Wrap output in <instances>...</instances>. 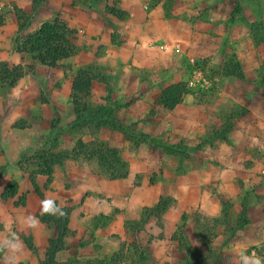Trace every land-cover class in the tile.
Listing matches in <instances>:
<instances>
[{
	"label": "crops",
	"instance_id": "obj_1",
	"mask_svg": "<svg viewBox=\"0 0 264 264\" xmlns=\"http://www.w3.org/2000/svg\"><path fill=\"white\" fill-rule=\"evenodd\" d=\"M41 1L30 27L18 34V10L33 13L35 1L0 0V15L5 16V22L0 25V65L20 66L26 71L13 86H3L0 81L4 87L0 89V165L6 167L0 178V241L12 239L15 233L23 243L19 264H40L50 239L58 236L56 223L45 222L46 214L41 212V201L46 197L59 208L70 210L69 229L74 247L59 251L60 261L115 254L122 246H128L125 242L128 223L139 219L167 196L175 199V204L163 213L162 226L157 224L155 215H150V225L147 222L151 233L162 235L161 238L156 235L150 246L154 249L161 246L164 260L170 261L177 255L179 241L173 235L184 223V214H188V238L197 244V223L218 218L223 213L224 201L232 203L237 215L243 206L250 215L249 224L229 240L227 249L231 255L247 251L250 243H260L257 229L261 227L264 231V93L261 89L264 80L258 79L264 69V43L259 42L264 32L259 38L260 31L256 40L250 27L252 21L262 16L259 1L245 2L254 7L251 15L234 11V0H174L169 13L164 8V0ZM108 7L119 10L121 16ZM56 16L77 33V54L61 60L60 64H66L76 73L87 65H100L104 73L101 75L106 73L110 80H116L122 90L120 96L112 99L115 115L128 117L129 121L149 118L139 123L137 130L170 143L186 144L192 149L187 157L169 156L161 147L144 143L134 152L133 156L139 160L136 164L130 161V172L125 178L97 176L81 157L66 158L54 167L51 175L37 172L33 164H28L26 170L21 169L19 161L24 156L54 151L62 134L57 139L47 136L54 129L52 119L56 112L51 101L56 96L49 101L33 97L35 93L40 94L44 84L41 67L50 66L29 63L31 56L17 50L15 39L35 32ZM83 41L90 42L92 47H81ZM163 44L171 47L164 50ZM176 46L177 52L172 49ZM229 50L234 51L246 77L242 87H232L229 92L227 87L223 88L220 98L190 91L173 109L156 107V97L148 96V87L155 80L165 89L188 79V68L179 58L194 66L195 62H206L208 58L209 62L215 61ZM30 66L35 73L27 72ZM97 67L96 71L102 73ZM167 73L171 77L167 78ZM99 81L93 83L98 85ZM72 84V78L64 84L68 97L72 95ZM233 99L245 113L235 117L233 127L224 136L205 142L211 128L205 118L211 114L208 105L219 111L220 103ZM42 102V107L35 110ZM121 102L123 105H116ZM152 148L155 151L149 152ZM186 159H192V165L180 170L177 165H184ZM79 162L82 166L76 164ZM12 180L18 184L17 193L3 198ZM30 215L38 220L35 227L24 223ZM101 216H110L111 220L98 223L97 217ZM7 254V249L0 251V264H7ZM178 254L184 255L182 251Z\"/></svg>",
	"mask_w": 264,
	"mask_h": 264
},
{
	"label": "trees",
	"instance_id": "obj_2",
	"mask_svg": "<svg viewBox=\"0 0 264 264\" xmlns=\"http://www.w3.org/2000/svg\"><path fill=\"white\" fill-rule=\"evenodd\" d=\"M36 6L33 13H26L24 11L17 12L19 18V33L28 29L31 25L33 16L38 11V5L42 3L41 0H34ZM112 13L120 15L122 13L116 8H110ZM5 22V16L0 15V25ZM76 31L71 29L66 22L60 17L56 16L52 21L45 22L35 32L29 33L21 37L18 35L15 43L18 45L17 50L21 53H26L31 56L34 62L54 67L59 65L60 61L77 54L78 46L76 44ZM237 69V70H236ZM30 72H34V67L30 66ZM29 70L27 72H29ZM228 74L244 77L238 62L230 60L227 65ZM26 71L22 67H9L6 64L0 65V81L3 86H13ZM94 80L105 81L106 76H102L97 72L93 66L80 69L73 79L72 84V106L75 114V119L72 121L73 127H94L109 128L122 132L129 141V148L132 151H137L144 143L159 146L169 156L187 157L191 148L184 143H170L163 139L153 137L141 130H136L130 125L123 124L115 115L113 109L108 104L92 106L89 103V96L93 87ZM190 89L185 81L177 82L169 85L163 89L160 95V104L166 109H173L179 105L183 97L190 93ZM245 110L237 114L241 116ZM235 115L228 118L218 128H214L211 137L205 139V142L212 138H218L225 135L228 129L234 125ZM55 122V121H54ZM55 125V124H54ZM53 125V126H54ZM68 127V126H67ZM54 135L57 139L62 132H56ZM83 158L90 165H92L94 173L97 176L107 179L125 178L130 172L129 162L122 156L121 151L117 147L108 145L103 141H84L79 139L76 146L72 150L62 151H38L34 154L24 156L19 165L21 169L26 170L28 164L36 165L37 172L51 175L54 172V167L63 163L66 158ZM6 167L0 165V178L5 174ZM36 172V171H35ZM18 190V184L12 180L8 183L5 192L2 194L3 198L13 197ZM24 201H22L23 203ZM175 200L170 197H163L154 206L143 213V216L138 221H130L128 223V246L124 245L122 248L113 254L110 258L104 260L86 259L80 260L72 257L67 261H60L57 258L58 252L74 247L71 232L69 229L70 210L60 208L65 215L46 214L43 218L45 222H55L58 229V236L51 238L46 256L40 261V264H115L116 260L121 261L129 254L131 257L137 259L138 264H152L151 259L146 254L147 244L151 240V236L145 230V225L150 219V215L160 216L170 206L174 204ZM21 203V202H20ZM19 204V203H18ZM225 205V204H224ZM227 214V210H226ZM98 223H108L111 220L110 216L97 217ZM184 223L175 232L174 238L178 239L179 247L186 252L183 264H200V257L196 254L195 248L185 235L186 218H183ZM250 222V215L246 206H243L241 212L237 217L235 226L231 228V236L233 237L237 231L243 229ZM97 223V224H98ZM28 245L32 250H35L32 243L28 241ZM209 251L215 256L216 260L222 264H228L227 258H223L217 252V248L209 247Z\"/></svg>",
	"mask_w": 264,
	"mask_h": 264
},
{
	"label": "rangeland",
	"instance_id": "obj_3",
	"mask_svg": "<svg viewBox=\"0 0 264 264\" xmlns=\"http://www.w3.org/2000/svg\"><path fill=\"white\" fill-rule=\"evenodd\" d=\"M94 1V0H93ZM155 1H160V0H155ZM253 1H259V4L261 5L259 10L262 12V16L260 17L259 20H254L251 22H249V24L251 25V30L254 31L253 34H255V38L257 39V34L261 31L262 33H259V38L263 35L264 32V17H263V13H264V6L262 7V4H264V0H234L232 3V6L234 8V11L239 12L240 14H249L251 15V13H253V6L251 4H247V3H251ZM247 2V3H245ZM174 4V0H164V8L166 10V13H169L172 6ZM111 8V7H110ZM110 8L108 7V10L110 11ZM263 9V10H262ZM261 35V36H260ZM80 40V39H79ZM261 43H264V36L262 37L261 41H259ZM235 43V42H233ZM79 44V43H78ZM91 43L88 41H83L81 44V47H92V45H90ZM80 46V45H79ZM232 46V45H231ZM98 48V47H97ZM99 49V48H98ZM101 49V48H100ZM179 61H181V63L183 65H185L184 67L188 68V73L190 75V71L192 70V65L191 63H187L185 61H183V59H178ZM230 60L234 61V62H238L237 61V57L234 54V51H226V53H224L219 59L215 60V61H210V59L208 58V60L205 61H197L195 62L197 65L203 67L207 73V75L209 76V78L211 79V86L205 89H193L190 88V90L192 92L198 93L202 96H204L206 94V97L208 98H220L221 93L223 88L226 89L227 87V91L230 90V88L232 87H237L240 88L244 85L243 81L246 80V77L241 78L240 76H227L228 72H227V65L230 62ZM33 62V59L31 57H29V63ZM189 64V65H188ZM66 64H60L54 67H41V71L43 73V78L41 80L43 81V85L41 86V90H40V94L35 93L34 94V98L36 99L38 97H41L42 101H49L50 99H56L54 100V102L51 101V104H53V107L55 109L56 115L55 117H53V122L52 124L54 125V129L52 130V132L50 134H48L47 136L49 138L53 137L54 135H56L58 131L62 132V136L61 139L59 141H57V146L54 147V151H58V150H72L79 139H83L84 141H92L95 140L97 142L99 141H103L106 142L108 145L113 146V147H117L120 149L122 156L129 162V166H130V161H136L137 159L139 160L138 156H133L134 152L136 151H132L129 148V141L124 137L123 134L114 131L112 129L109 128H98L95 129L93 126L88 128V127H82V128H78V127H73L72 125V121L75 119V114H74V110H73V106H72V98L66 94V90L64 89V84L66 83V80H69L70 78L74 79V77L76 76V72L74 71V69L72 68H67ZM94 68L97 67L98 70L101 69L100 65H96V63H93L92 65ZM88 67V65H87ZM237 70V69H236ZM101 71V70H100ZM30 72V70H29ZM102 75H104L103 71H101ZM188 73L185 75L184 78L187 77ZM105 76L107 77V80L105 81H99L100 84H94L89 96V103L92 106H98V105H103V104H108L114 111L115 113V105L112 101L113 98H116L118 95L120 96L122 93L121 87L118 86V83L116 80H110V78L108 77V75ZM167 78L171 77V75L169 73H167ZM218 78V79H217ZM46 80V81H45ZM216 80H219L218 82ZM258 80H264V69L260 71L259 74V79ZM166 81H171V80H166ZM186 82V80H183ZM103 84H102V83ZM152 83V82H151ZM4 88L0 86V89ZM162 86L159 80H155V84H153L151 87H148V96L152 95L156 97V103H158L156 105V107H159L158 105L160 104V95L162 93ZM261 89L262 92L264 93V81L261 84ZM54 90L56 91V93H54ZM229 92V91H228ZM56 94V95H52V94ZM38 94V95H37ZM150 94V95H149ZM49 99V100H48ZM104 100V101H103ZM206 101V100H205ZM131 102V101H130ZM211 101H208L206 103H210ZM43 102L41 103L40 107L37 104L35 106V110H37V108H41L42 107ZM117 106H121L123 105V103H117ZM162 106V105H161ZM214 106V105H213ZM153 108V107H152ZM207 108H211L208 109V113H211L208 116H205L206 120L208 122H210L209 124H211V128H210V133L209 135H207L206 138L211 137V130L214 128H217L218 126H220L223 122H225L226 120H228V118L232 117L233 115H237L240 112L243 111L242 106L240 105V103L238 101H236L235 99H233L232 101H227L226 103H220L219 105V111H215L214 108L212 106H209ZM120 110V109H119ZM153 110V109H152ZM153 112H151L152 114ZM237 117V116H236ZM119 120L125 124V125H130L132 126L134 129H138L139 128V123L143 124L145 122V120L149 119L146 117H141L139 119H135V120H128V117H123L120 116L118 117ZM204 118V119H205ZM236 119V118H235ZM55 121V122H54ZM68 126V127H67ZM52 142H53V138H52ZM140 149V148H139ZM149 152L151 151H155L153 148L152 149H148ZM139 151V150H137ZM153 153V152H152ZM150 155V153H149ZM157 155V151L154 152V157L156 158ZM199 157V155H197ZM76 159H80V158H76ZM192 159H186L185 160V164L184 165H177V167L181 170V169H185L187 167H190L192 165ZM137 163V161L135 162V164ZM161 163V161H160ZM82 166V164L76 163ZM87 164L88 168L90 169V171L93 173V167L92 165H90L88 162L85 163V165ZM84 166V165H83ZM138 180V177H137ZM170 197V196H167ZM171 199H173L172 197H170ZM175 200V199H173ZM175 204V202H174ZM173 204V205H174ZM225 204V205H224ZM224 209H223V213L217 218V217H211L208 219H205L202 224L201 221L199 220V222L196 225V229H197V234H198V241L197 244H192V242L189 240L188 238V233L186 231V225L185 224V235L187 236L188 240L190 241V243L193 245V247L195 248V252L196 254L200 257V264H222L221 262L217 261L215 256L212 255L209 251V247H214L217 248V252L218 254H220L221 256H223V258H227V262L228 264H241V259H240V253H238V255L232 256L231 253L228 251L227 248H229V240L232 238L231 236V228L234 226L233 224L236 223V219L238 217V215L235 213L234 211V206L232 205V203L230 201H224ZM171 207V206H170ZM226 210H227V214H226ZM198 213H196V216ZM143 214L141 215V217L139 219H134L133 221H138L142 218ZM185 218L187 219L188 214H184ZM156 217V221L157 224L161 227L163 224L164 219V214L160 215V216H155ZM154 217V218H155ZM200 218H202V215L200 214L199 216ZM234 220V221H233ZM148 224L150 225V222H148ZM145 230L147 233H149V235L151 236V240L150 242L147 244L146 247V254L149 256V258L152 261V264H183V260L186 256V252L183 251L182 249H180L179 245H178V249L176 250V254L174 255V258L170 261H166L164 260V256L161 255V246H157L156 249L152 248L150 246V244L153 242L155 236L157 235L159 238L162 237L161 233L159 234H154L151 233L148 228H147V224L145 225ZM175 234V232H174ZM257 234L258 236H260V243H255L252 244L250 243L246 249L242 250L240 249V246H238V249L242 250V252H244L247 255H252L253 253L256 254V256L260 257L262 260V264H264V231L260 228L257 229ZM174 236V235H173ZM129 237L127 236V239L125 242H128ZM229 246V247H228ZM237 246V245H236ZM153 249L151 253L150 249ZM180 251L183 252V257H181L180 254H178ZM152 257H151V255ZM112 255H102L101 258H94V260H104V259H108L110 258ZM156 257V259L154 260L153 257ZM138 259V258H137ZM137 259L135 257H131L129 254L126 256V258H124V260L118 261L116 260L115 264H138L137 263ZM85 260V259H84Z\"/></svg>",
	"mask_w": 264,
	"mask_h": 264
},
{
	"label": "clouds",
	"instance_id": "obj_4",
	"mask_svg": "<svg viewBox=\"0 0 264 264\" xmlns=\"http://www.w3.org/2000/svg\"><path fill=\"white\" fill-rule=\"evenodd\" d=\"M41 212L42 214H59L60 216L65 213L55 204L50 198H45L41 201ZM24 223L29 227H35L38 220L34 216H28L24 219ZM7 249V264H19L20 255L23 252V243L18 239L15 233L12 234V239H4L0 241V251ZM241 264H262L260 257L256 256L255 253L247 255L244 252L240 253Z\"/></svg>",
	"mask_w": 264,
	"mask_h": 264
},
{
	"label": "built area",
	"instance_id": "obj_5",
	"mask_svg": "<svg viewBox=\"0 0 264 264\" xmlns=\"http://www.w3.org/2000/svg\"><path fill=\"white\" fill-rule=\"evenodd\" d=\"M171 46L167 44L161 45V48L166 50L169 49ZM175 49L176 52L179 51V47H172ZM188 88H195V89H205L211 86V79L207 75L205 69L196 63H194L193 69L191 71L190 76L186 80Z\"/></svg>",
	"mask_w": 264,
	"mask_h": 264
}]
</instances>
